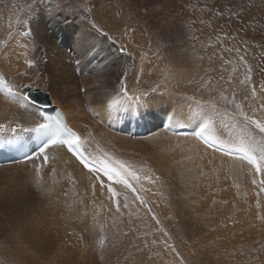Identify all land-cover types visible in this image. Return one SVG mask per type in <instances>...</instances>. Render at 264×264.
Returning a JSON list of instances; mask_svg holds the SVG:
<instances>
[{
  "label": "bare ground",
  "instance_id": "bare-ground-1",
  "mask_svg": "<svg viewBox=\"0 0 264 264\" xmlns=\"http://www.w3.org/2000/svg\"><path fill=\"white\" fill-rule=\"evenodd\" d=\"M16 1L0 0V77L21 93L24 107L0 91V133L14 129L29 139L42 108L31 93L47 92L85 154L129 182L142 205L112 184L116 208L62 146L48 149L47 164L31 158L0 166V264H165L167 257L169 264H241L239 245L264 239L254 230L255 219L263 227L257 210L264 217V179L248 162L161 126L170 114L174 126L196 128L212 107L227 109L231 101L252 105L259 115L249 121L264 123V0H214L217 7L207 0H121L136 15L135 30L121 28L128 15H85L78 0ZM223 1L235 4V15L226 18ZM32 6L37 12H23ZM137 15H146L143 23ZM147 36L159 46L148 47ZM249 70L251 83L242 84ZM205 91L214 100L224 94L227 104L202 99ZM134 109L151 126L141 138L115 130ZM232 129L211 118L203 134L241 153ZM248 129L264 141L254 124ZM228 182L255 211L238 204L232 216L220 205Z\"/></svg>",
  "mask_w": 264,
  "mask_h": 264
},
{
  "label": "rangeland",
  "instance_id": "rangeland-1",
  "mask_svg": "<svg viewBox=\"0 0 264 264\" xmlns=\"http://www.w3.org/2000/svg\"><path fill=\"white\" fill-rule=\"evenodd\" d=\"M18 1L20 3H23L25 5L27 3L29 4V2L32 1V0H17L16 2H18ZM54 1H58V0H54ZM64 1L65 0H61L60 2H64ZM101 1L103 2V4H101ZM112 1H114V2H112ZM78 2L79 3L82 2V3L86 4V8H87V10L89 12L87 14H85V15L94 16L93 14H95V13L97 14L98 13L99 15H103V14H105V15H112L114 18H118L119 15H128L129 17L126 18V20L128 19L127 20L128 22L126 20H125L126 23L125 22H122L121 28H123V27H129V28H131L133 30H135V28H136L134 26L138 22L137 19H135L136 15H133L131 13L128 14L127 13L128 11L124 7V4H122L123 2L121 0H105V1H103V0H83V1L82 0H78ZM206 2H208L207 3V6H209V7H217V6L214 5V4H216V2H214V0H211V1L210 0H207ZM222 4L225 5V9L226 10L224 12H226V13L224 15L226 16V18H228L230 14L231 15H235V13L232 12V11H234V7H235V4L232 1H230V2L223 1ZM102 5L103 6L105 5V6L103 7ZM155 5H158V4H155ZM224 5H222V6H224ZM248 5L250 6V3H248ZM62 6H64V4H62ZM218 7H220V6H218ZM34 10H35V12H37L38 9L35 6H32V7L28 8V9H25L23 12L30 13L31 11H34ZM171 14L172 15H184V14L181 13V11L176 10V9H172L171 10ZM208 15H211V14L208 13ZM145 16L146 15H137V17H139L138 19H141L142 23L146 19ZM98 23L99 22H97V24H94V25H97L96 27L102 28V26L98 25ZM123 23H125V24H123ZM51 30H55V29L52 27ZM147 37H150V38H146V40H145L147 46L148 45L149 46H152L153 49L156 48L157 46H159V41L155 38V36H147ZM31 64L32 63H30L29 65L32 66ZM83 75H84V72H83ZM30 87L31 86H25L24 89H26L27 91H30ZM33 90H34V88H33ZM39 91H41L43 93H46V95L48 96V93L47 92H44L41 89H39ZM32 93H37V91H34ZM37 94H39V93H37ZM210 95H211V92L210 91H205V92L202 93V96L201 97H202V99L208 100V101L213 102L215 104H221V103H226L227 104L226 101L228 99L224 96V94L219 96V100H214V99H211V98L209 99L208 97H210ZM48 99H49V96H48ZM222 105L225 106V107H227L225 104H222ZM237 105H239V103H234L232 101L229 103V105H228L229 108H227V109H221L219 107H216L217 106L216 105V106H214V107L211 108V111L213 113V114H211V118H212L213 121H220L221 123L225 124V126H231V125L233 126V125H236L235 122H238V125H236V127L234 129H232V131L238 132L239 135H241L242 134V130L245 129L246 127L248 129L249 125L251 124L250 121H246L245 120V116H247V117H249L250 115L251 116H257V115H259V113L257 111H255L254 109H252V105H249V104H247L245 106H240L239 105V107H237ZM230 107H231V109H230ZM230 118L231 119H234L235 122L231 123L228 120ZM249 118H251V117H249ZM225 120L227 121L226 123H224ZM248 131H250V130L248 129ZM230 134H231V132H230ZM255 135L256 134H254V136ZM233 139H234V137H233ZM234 140H236V139H234ZM257 154H258V152H257ZM254 175H255V173H254ZM260 175H261V173H260ZM220 176H221V174L216 173L215 178L220 177ZM225 178H227L226 175H225ZM261 178L264 179V176L261 175ZM263 182H264V180H263ZM263 182H262V184H263ZM228 188L229 189H226L223 192V194L221 196L222 201H219V203H220V205H223L225 207H229L230 206V213H231L232 216H234V215L237 216V214L240 213V206H244L245 208L247 207L246 208L247 211H250V210L252 212L255 211V209L253 210L250 206H248L247 203L244 200L240 199V197L242 196L241 195V192L243 190L240 189L239 186H237L236 184H230L229 183ZM262 188H263L262 190L264 192V185H263ZM225 194H229V196L228 197H224L223 195H225ZM214 202H217V201H214ZM238 204L239 205L241 204V205L239 206ZM256 210H257V208H256ZM257 215H261V218H259L260 216H258V218L261 219L260 222L263 225V227H261V228L260 227H257L258 226V221H256L257 219H255L254 220L255 221V224H254L255 225V228H254V230L255 231H258L263 236L264 235L263 234L264 233V217H263V214L259 212V210H257ZM232 224H233V221L230 220L228 222V225L232 226ZM263 238H264V236H263ZM251 242H252V244L250 243L249 240H244L243 243L241 245H239V250L236 251V252L240 253L241 264H243V262L245 260L247 261V264H264L262 262L263 261V258H264V249H263L264 248V246H263L264 245V239L259 240V242L258 241H255V243H253L254 241L251 240ZM236 252H234L233 255H236ZM167 260H168V257L165 258V264H169ZM174 261H175V263H174ZM174 261H173V264H178L176 260H174ZM5 264H8L7 261H5Z\"/></svg>",
  "mask_w": 264,
  "mask_h": 264
},
{
  "label": "snow or ice",
  "instance_id": "snow-or-ice-1",
  "mask_svg": "<svg viewBox=\"0 0 264 264\" xmlns=\"http://www.w3.org/2000/svg\"><path fill=\"white\" fill-rule=\"evenodd\" d=\"M27 35V33H25ZM238 51V50H237ZM264 72V68L261 69ZM242 84H249L251 83V70H249L248 78L244 81H241ZM262 91H264V83L260 85ZM252 96L256 95L255 87L252 88L251 91ZM109 107H113V105H109ZM239 107V105H237ZM211 120L209 117L208 120H205L204 124L201 125L200 130L196 133L197 136L202 137V133L208 127V123ZM245 120L249 121L250 118L245 116ZM251 124H254L255 127L259 130L261 134H264V123L257 122L255 120L250 121ZM43 127L42 125H37L36 129ZM233 128L236 125L232 126ZM3 129V125H0V130ZM78 138L75 137V134L72 133L65 127H58L57 131L54 133V139H52V143L55 144L57 142H62L68 145L69 150L75 151L74 145L77 144ZM237 150L244 154V159L248 160L250 164L256 165V170L264 175V141H257L256 137L248 131L247 127L242 130V134L237 137V142L235 144ZM45 149L40 151V154L44 156L45 161H47L46 155H44ZM257 152L259 153L257 155ZM78 156H80L81 160H84L83 156L80 155L79 152H76ZM86 163V162H85ZM87 166V165H86ZM109 192L113 193V196L117 195L112 188L108 189Z\"/></svg>",
  "mask_w": 264,
  "mask_h": 264
},
{
  "label": "water",
  "instance_id": "water-1",
  "mask_svg": "<svg viewBox=\"0 0 264 264\" xmlns=\"http://www.w3.org/2000/svg\"><path fill=\"white\" fill-rule=\"evenodd\" d=\"M34 99L38 100L39 103H41L47 110H51V107L48 105L47 97L43 95L42 98H40L37 95H31Z\"/></svg>",
  "mask_w": 264,
  "mask_h": 264
}]
</instances>
